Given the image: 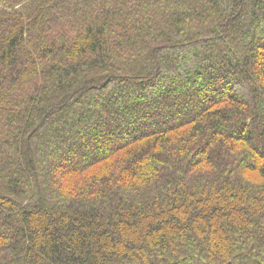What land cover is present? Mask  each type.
<instances>
[{
    "label": "trees",
    "instance_id": "obj_1",
    "mask_svg": "<svg viewBox=\"0 0 264 264\" xmlns=\"http://www.w3.org/2000/svg\"><path fill=\"white\" fill-rule=\"evenodd\" d=\"M0 264H264V0H0Z\"/></svg>",
    "mask_w": 264,
    "mask_h": 264
}]
</instances>
